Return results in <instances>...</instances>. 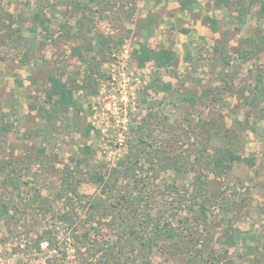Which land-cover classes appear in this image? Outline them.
<instances>
[{"label": "rangeland", "instance_id": "obj_1", "mask_svg": "<svg viewBox=\"0 0 264 264\" xmlns=\"http://www.w3.org/2000/svg\"><path fill=\"white\" fill-rule=\"evenodd\" d=\"M178 1L121 0L111 10H93L92 24L80 12L72 15L64 5L53 7L47 0H0V11L10 15L0 19V168L11 161L14 180L19 178L17 186L11 181L5 185L4 174H0V264H46L48 259L87 264L93 260L87 243L117 239L118 227L110 226L111 219H104L101 225L87 223L82 205L59 198L64 165L74 167L85 144L92 145L94 154L79 174L84 177L89 169L110 174L141 125L158 153L165 149L179 157L190 154L187 156L198 158L205 145H229L248 159L263 152L264 102L253 108L246 100L252 99L250 86L256 83L259 72L264 78V51L259 59L243 61L236 49L243 38L264 30V12L260 11L264 0H231L228 6L219 0H200L191 12L182 11ZM39 5L50 17L49 38L33 18ZM243 5L246 8L241 15ZM148 15L156 17L152 31L142 28V37L134 34ZM205 15L215 18L216 30ZM81 19L92 26L90 39L95 31L115 40L126 37L116 49L95 46L88 52L101 63L93 80L84 79L85 65L72 52V47L84 43L81 33L88 26L79 30ZM223 41L227 48L215 52V44ZM141 43L176 50L174 66L162 73L164 81L173 83L171 91H159L153 85V63L138 66L132 53ZM221 55L231 57L229 66L221 61ZM49 73L86 84L75 91L82 107L78 113L72 110L68 116L48 120L42 116L43 110H39ZM228 83L233 91H225ZM42 148L52 158L51 163L38 162ZM255 170L261 173L253 176ZM196 175L194 170L179 173L159 169L156 183L160 190L154 211L163 209L169 220L173 218L175 228L197 226L200 247L203 243L206 253H214L210 258L214 264H264V169L241 161L234 162L221 177L206 171L209 195L203 222L200 217L195 220L194 212L181 201H191ZM167 181L177 182L186 190L185 196L175 199L163 194ZM79 192L86 200L99 189L85 181ZM32 198H37L34 208L28 204ZM45 202L52 205L50 210ZM4 204H14L19 210L2 215ZM198 206L194 205L197 213ZM63 211L76 213L74 226L57 218ZM183 217L192 220L185 224ZM229 233L234 238L232 244L225 242ZM51 239L53 245L42 246ZM163 246L149 253L150 264H191L185 254L174 256L172 243Z\"/></svg>", "mask_w": 264, "mask_h": 264}, {"label": "trees", "instance_id": "obj_2", "mask_svg": "<svg viewBox=\"0 0 264 264\" xmlns=\"http://www.w3.org/2000/svg\"><path fill=\"white\" fill-rule=\"evenodd\" d=\"M118 1L121 0H55L54 2L47 0L48 4L53 7L64 5L65 10H70L72 15L80 12L83 18L92 24L94 22L92 17L93 10L97 8L102 9V11L109 8L111 10L114 7V3L117 4ZM164 1L166 0H155L156 4H161ZM196 2L197 0H180L183 9H191ZM219 2L228 6L231 0H219ZM94 5H96L95 8H93ZM245 8L246 5L240 7L242 9L240 11L241 15ZM260 11L261 13L264 12V2H261ZM6 16L10 15L0 11V19ZM33 18L47 32V38L51 37L48 25L50 17L45 15L43 5H39L37 10L34 11ZM207 19L212 22L211 25L216 30V20ZM155 20L156 17L154 15H148L142 21V24L134 30V34L142 37V28L152 30ZM85 22L82 19L78 20L79 30H83L85 26H88L81 33L84 43L82 46L72 47V52L85 65L84 79L93 80L95 74L100 71L101 63L96 55L88 56V52L92 51L95 46H107L110 47V50L116 49L124 43L126 37H119L115 40L102 32L95 31L94 37L90 39L88 33L92 30V26ZM61 26L65 27L66 23ZM66 35L68 36V34ZM225 44L224 41L223 43L218 42L215 44V52H223L227 48ZM263 51L264 30L261 29H258L256 35L243 38L236 49L237 55L243 61L259 59ZM132 54L137 59L139 67H144L147 63H153L155 68L153 85L157 90L171 91L173 83L164 81L162 73L175 64L178 54L174 49L149 47L141 43L140 47L135 49ZM219 58L225 66H229L232 62L231 57L227 55H221ZM219 78L224 80L225 77L219 74ZM47 84L44 102L39 110L40 112L43 110L42 116L45 119L68 116L72 110H75V113L80 111L82 107L77 100L75 91L80 88H86V84L78 83L74 79L68 81L62 75L56 73L47 75ZM250 89L252 99H247L246 102L251 107L256 108L264 102V78L261 72L257 75L256 83L251 85ZM225 91H233L231 83L226 84ZM186 98L192 101V98ZM48 113L50 114L49 117L47 116ZM143 127L142 125L138 127L139 131L137 130L133 140L129 141L126 154L118 161L117 166L112 167L110 174L89 169L87 177L79 175L82 174V169L85 165H89L93 157L94 153L91 144H85L80 148V155L74 160V167L68 164L64 165L58 192L59 198L67 197L71 205L75 203L82 205L86 212L85 221L87 223L96 221L101 225L104 219L109 218L111 219L110 226L118 227V237L114 242L97 239L87 243L88 252L93 259L87 264H150L149 253L156 247H164L163 244L166 242L172 243L174 256L185 254L191 264H195L197 260H200L201 264H214V261L210 259L211 257L214 258V253H206L203 243H201L202 247H200L201 237L195 233L197 229H194L197 226L188 225L185 228H175L171 222L173 218L171 217V220H169V215L167 216L163 209L154 211L158 202L156 192L157 189L160 190L158 183H156V176H158L159 169L175 170L179 173L191 170L196 171L195 187L193 188V193L189 196L191 201H187L184 198L181 201H185L190 210L194 212L192 215H194L195 220L200 217V222H203L207 218L206 204L204 202H206L209 195L206 187L209 182L208 177H206V171H212L216 176L221 177L232 169L234 162L246 161L252 164V159L235 153L230 149L229 145L223 147L217 145L208 147L205 145L202 147L201 156L198 158L188 157L187 155L190 154L186 155L187 158L184 155L179 157L176 153H169L165 149L158 153L152 147V143L146 139ZM2 129L3 131L7 130L5 127ZM211 149L212 153H210ZM37 159L41 164L52 162V158L47 156L44 148L39 150ZM11 166V161H8L7 164L2 163L0 174H4L3 182L5 185L13 182L17 186L16 181H19V178L14 180V171ZM85 181L95 184L99 189V193L90 195L86 200V196L79 192V186ZM161 190L163 194L167 192L175 199L184 197V191H186L185 189L182 190L177 182L169 181L165 182V186ZM36 201L37 198H32L31 201H28L29 207L34 208ZM196 204H199L198 213L194 207ZM44 205L46 210L51 209L52 205L49 202H45ZM2 207V215H7L9 210H19L14 204H11L10 207L8 204H4ZM74 215L76 213H72V211H63L57 215V218L74 226L77 220ZM183 218H185V224L192 220L190 217ZM42 238L37 241L38 245ZM225 242L234 243L231 233L226 235ZM48 244L53 245L54 240L51 239ZM205 245H208V243H204ZM136 252L137 254L132 255ZM225 252L226 255L228 249ZM46 264L61 263L56 259H48Z\"/></svg>", "mask_w": 264, "mask_h": 264}, {"label": "crops", "instance_id": "obj_3", "mask_svg": "<svg viewBox=\"0 0 264 264\" xmlns=\"http://www.w3.org/2000/svg\"><path fill=\"white\" fill-rule=\"evenodd\" d=\"M155 1V0H154ZM166 1H168V0H166ZM166 1H164V2H166ZM163 2V3H164ZM156 3V2H155ZM163 3H161V4H163ZM178 4H179V8L182 10V11H184V12H188V11H194L195 10V7L197 6V5H200L201 4V1L200 0H197V2L196 3H194L193 4V7L191 8V9H183L182 7H181V4H180V0L178 1ZM205 19H207V18H212L211 17V15H205V17H204ZM212 19H215V18H212ZM209 20V19H208ZM148 31H152V30H148ZM175 50V49H174ZM176 51V50H175ZM174 66V65H173ZM171 68V67H170ZM169 68V69H170ZM168 69V70H169ZM168 70H164V71H168ZM163 71V72H164ZM252 158H249V159H252V164H250L251 165V167L253 166L254 168H256V169H260V170H263L264 169V150H263V152L262 153H253V155H250ZM263 168V169H262ZM261 173V171H258V170H255V172L253 173V176L254 175H256V176H258L259 174ZM91 184H93V183H91ZM261 184H263V182H261ZM93 185H95V184H93ZM81 186H82V184L79 186V191H80V188H81ZM262 193H263V195H262V198H263V200H264V190L262 191ZM261 205H263V207H264V201L262 202L261 201ZM241 236V235H240Z\"/></svg>", "mask_w": 264, "mask_h": 264}, {"label": "built area", "instance_id": "obj_4", "mask_svg": "<svg viewBox=\"0 0 264 264\" xmlns=\"http://www.w3.org/2000/svg\"><path fill=\"white\" fill-rule=\"evenodd\" d=\"M48 245H49V244H48V241H45V242L42 243V246H43V247L48 246Z\"/></svg>", "mask_w": 264, "mask_h": 264}]
</instances>
